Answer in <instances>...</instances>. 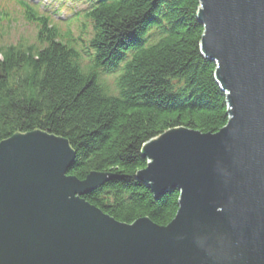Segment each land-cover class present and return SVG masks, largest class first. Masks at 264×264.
<instances>
[{
	"label": "water",
	"instance_id": "1",
	"mask_svg": "<svg viewBox=\"0 0 264 264\" xmlns=\"http://www.w3.org/2000/svg\"><path fill=\"white\" fill-rule=\"evenodd\" d=\"M197 20L229 121L143 146L136 179L180 193L174 220L117 222L84 199L114 175L80 181L66 139L17 134L0 143V264H264V0H200Z\"/></svg>",
	"mask_w": 264,
	"mask_h": 264
},
{
	"label": "trees",
	"instance_id": "2",
	"mask_svg": "<svg viewBox=\"0 0 264 264\" xmlns=\"http://www.w3.org/2000/svg\"><path fill=\"white\" fill-rule=\"evenodd\" d=\"M199 8L200 0H102L89 15L94 69L60 46L0 47V143L35 131L64 138L76 153L69 176H115L86 202L123 224L168 226L180 193L155 199L137 181L143 146L178 128L215 134L229 121L216 64L201 54Z\"/></svg>",
	"mask_w": 264,
	"mask_h": 264
},
{
	"label": "rangeland",
	"instance_id": "3",
	"mask_svg": "<svg viewBox=\"0 0 264 264\" xmlns=\"http://www.w3.org/2000/svg\"><path fill=\"white\" fill-rule=\"evenodd\" d=\"M36 3H41L44 9L56 15L55 19L60 23H66L69 19L75 18L74 14L81 7L73 4L65 3L58 0H34ZM40 1V2H38ZM37 17L44 16L34 12ZM63 28V26H61ZM75 37L78 31L74 28ZM37 27L27 21L26 15L16 7L13 0H1L0 3V47L15 45L18 39H25L30 43L36 42Z\"/></svg>",
	"mask_w": 264,
	"mask_h": 264
}]
</instances>
